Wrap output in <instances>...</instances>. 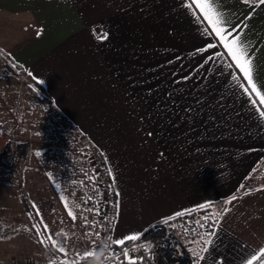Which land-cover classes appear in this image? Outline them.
Listing matches in <instances>:
<instances>
[{
	"label": "crops",
	"instance_id": "0c3cea01",
	"mask_svg": "<svg viewBox=\"0 0 264 264\" xmlns=\"http://www.w3.org/2000/svg\"><path fill=\"white\" fill-rule=\"evenodd\" d=\"M216 4L225 40L197 0H0V49L103 157L113 242L210 205L191 264H264V0Z\"/></svg>",
	"mask_w": 264,
	"mask_h": 264
},
{
	"label": "rangeland",
	"instance_id": "374dc122",
	"mask_svg": "<svg viewBox=\"0 0 264 264\" xmlns=\"http://www.w3.org/2000/svg\"><path fill=\"white\" fill-rule=\"evenodd\" d=\"M51 102L0 49V196L15 200L14 207L1 204L0 264H66L74 257L99 263L105 200L92 156L97 150ZM209 216L167 228L191 259ZM120 260L128 264L129 257Z\"/></svg>",
	"mask_w": 264,
	"mask_h": 264
},
{
	"label": "built area",
	"instance_id": "2783aa9c",
	"mask_svg": "<svg viewBox=\"0 0 264 264\" xmlns=\"http://www.w3.org/2000/svg\"><path fill=\"white\" fill-rule=\"evenodd\" d=\"M94 164L98 170L100 188L105 200V211L102 221V230L97 247L99 256L98 264H122L121 257L127 252L128 257L136 264H176L181 253L180 242L167 229L157 230L147 238H141V242L122 250L112 240V225L114 220L115 196L113 186L105 164L97 151L92 152ZM212 221V222H211ZM214 219L208 221L207 230ZM66 264H81L77 258H71Z\"/></svg>",
	"mask_w": 264,
	"mask_h": 264
},
{
	"label": "snow or ice",
	"instance_id": "6c2138e0",
	"mask_svg": "<svg viewBox=\"0 0 264 264\" xmlns=\"http://www.w3.org/2000/svg\"><path fill=\"white\" fill-rule=\"evenodd\" d=\"M197 6L203 12L204 18L208 21V23L215 30V34L219 36L221 40H225V36L223 35L225 29L221 27V25L223 24L222 13H220L217 10L216 0H197ZM225 47L228 48V51L232 55V58L236 61L237 65L243 71L244 76L247 78L248 83L251 86V90L256 92L257 95H260V92L257 88V84L253 80L252 62L250 59L247 58V52L241 46L239 37L237 36L236 38L232 39L230 42H226ZM261 101L264 102V95L261 96ZM260 115L264 117V111H261ZM176 215L177 216L184 215V213H177ZM126 239L136 240L138 239V237L133 235V236L127 237ZM114 242L116 244H123L124 240H116ZM124 255L125 257H127L128 256L127 252H125ZM259 255L261 257H264V249H261ZM255 260H256V256H253L252 260L249 261V264H253ZM128 264H136V262L132 260L131 258H129Z\"/></svg>",
	"mask_w": 264,
	"mask_h": 264
},
{
	"label": "trees",
	"instance_id": "16d2710c",
	"mask_svg": "<svg viewBox=\"0 0 264 264\" xmlns=\"http://www.w3.org/2000/svg\"><path fill=\"white\" fill-rule=\"evenodd\" d=\"M16 66L17 67H19V68H21L19 65H17L16 64ZM36 84V83H35ZM37 85V84H36ZM38 86V85H37ZM39 87V86H38ZM40 88V90H42V88L41 87H39ZM43 91V93H44V90H42ZM49 101H51L50 99H49ZM52 103V102H51ZM54 109H55V111H56V113H57V115L59 116V117H61L64 121H66L67 123H70L67 119H66V117L65 116H63L56 108H55V106H54ZM71 124V123H70ZM77 130V129H76ZM88 148V146H86L85 147V149H87ZM212 210H211V206L210 205H208V206H205V207H201V208H196V209H193V210H190V211H188L187 213H185L184 215H179V216H176V217H174V218H172V219H170V220H167V221H164L163 223L165 224V226H166V228H168V229H172V227L174 226V225H176V224H179V223H182V222H184L185 220H188L189 218H191V217H193V216H195V215H200V216H202V217H208L209 215L211 216V217H215L216 215H217V213H218V210H216V211H213V212H211ZM209 216V217H210ZM139 242H141V238H139L138 237V239H136V240H128V241H126V242H124L123 244H121V245H119V247L122 249V250H124V249H127V248H129L130 246H132V245H134V244H136V243H139ZM202 244H203V240H202V242H201V245H200V248L202 247ZM199 248V249H200Z\"/></svg>",
	"mask_w": 264,
	"mask_h": 264
},
{
	"label": "water",
	"instance_id": "95a60500",
	"mask_svg": "<svg viewBox=\"0 0 264 264\" xmlns=\"http://www.w3.org/2000/svg\"><path fill=\"white\" fill-rule=\"evenodd\" d=\"M5 152L4 151H0V156ZM157 230H166V226L163 223H159V224H155L153 226H151L150 228H148L144 234L142 235L141 238H147L149 237L153 232L157 231ZM180 248H181V253L179 255V259L177 260L176 264H191L193 262V260L189 257L187 251L184 249V247L180 244Z\"/></svg>",
	"mask_w": 264,
	"mask_h": 264
}]
</instances>
